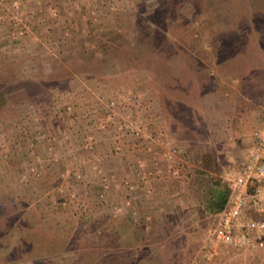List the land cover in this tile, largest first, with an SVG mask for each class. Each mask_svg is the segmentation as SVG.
Segmentation results:
<instances>
[{"label":"rangeland","instance_id":"374dc122","mask_svg":"<svg viewBox=\"0 0 264 264\" xmlns=\"http://www.w3.org/2000/svg\"><path fill=\"white\" fill-rule=\"evenodd\" d=\"M241 111L264 112V0H0V264H264L207 259L217 216L183 202L209 193L186 147Z\"/></svg>","mask_w":264,"mask_h":264},{"label":"built area","instance_id":"2783aa9c","mask_svg":"<svg viewBox=\"0 0 264 264\" xmlns=\"http://www.w3.org/2000/svg\"><path fill=\"white\" fill-rule=\"evenodd\" d=\"M252 135L251 145L228 180L229 196L210 230L204 253L207 259L218 253L219 245L264 248V206L255 207L257 202L264 203V128L254 129ZM176 151L173 147L169 154Z\"/></svg>","mask_w":264,"mask_h":264},{"label":"crops","instance_id":"0c3cea01","mask_svg":"<svg viewBox=\"0 0 264 264\" xmlns=\"http://www.w3.org/2000/svg\"><path fill=\"white\" fill-rule=\"evenodd\" d=\"M250 114L247 111H241V113L232 114L226 118L221 117L220 122L230 124V131L226 126H223V131L230 132L228 145H215L211 146L212 148H208L207 144L200 142L198 149L196 147H186L187 152L185 153L189 155V159L195 160L194 171L196 180L198 179L202 186H204L205 182L209 186L208 194H202L200 197L196 196V200L193 196H186L187 198L183 200L188 217L192 218L200 215L218 216L223 209L230 191L228 184L224 182L225 179L223 178L230 168H233V170L237 169L238 158L243 154L245 146L249 145L253 140L251 126L259 123L261 118L264 117L263 111L260 117ZM183 125L185 126V124ZM168 134L172 135L175 140L186 143V146L193 145V140L190 139L191 142H189L186 136L179 135L173 129H168ZM200 183L197 182L198 185L196 187H201ZM199 211L201 214L198 213Z\"/></svg>","mask_w":264,"mask_h":264},{"label":"trees","instance_id":"16d2710c","mask_svg":"<svg viewBox=\"0 0 264 264\" xmlns=\"http://www.w3.org/2000/svg\"><path fill=\"white\" fill-rule=\"evenodd\" d=\"M10 242H6L5 244H4V246L2 247V249H8V250H10ZM2 249H0V253H3L4 254V252L5 251H3Z\"/></svg>","mask_w":264,"mask_h":264}]
</instances>
